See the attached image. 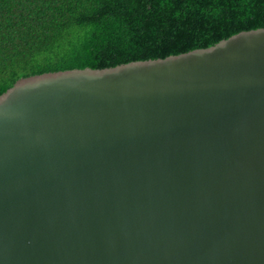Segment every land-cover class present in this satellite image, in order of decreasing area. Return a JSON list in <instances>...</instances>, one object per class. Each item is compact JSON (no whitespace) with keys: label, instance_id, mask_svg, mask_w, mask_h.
Here are the masks:
<instances>
[{"label":"water","instance_id":"obj_1","mask_svg":"<svg viewBox=\"0 0 264 264\" xmlns=\"http://www.w3.org/2000/svg\"><path fill=\"white\" fill-rule=\"evenodd\" d=\"M0 264H264V29L0 95Z\"/></svg>","mask_w":264,"mask_h":264},{"label":"trees","instance_id":"obj_2","mask_svg":"<svg viewBox=\"0 0 264 264\" xmlns=\"http://www.w3.org/2000/svg\"><path fill=\"white\" fill-rule=\"evenodd\" d=\"M264 29V0H0V95L20 79L208 49Z\"/></svg>","mask_w":264,"mask_h":264}]
</instances>
